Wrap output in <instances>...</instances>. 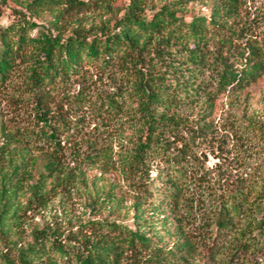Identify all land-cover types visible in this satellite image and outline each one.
<instances>
[{
	"label": "rangeland",
	"instance_id": "374dc122",
	"mask_svg": "<svg viewBox=\"0 0 264 264\" xmlns=\"http://www.w3.org/2000/svg\"><path fill=\"white\" fill-rule=\"evenodd\" d=\"M27 1L6 0L0 6V23H10L20 11L43 29L46 18L51 16L33 17ZM151 1L161 6L171 0H150L148 5ZM211 2H189L178 15L185 20H191L193 14L209 17L207 4ZM125 3L126 0H111L109 8L98 2L91 9L77 13L72 26L93 30L102 21L113 22L122 14L120 10ZM146 13L150 15L151 10L147 9ZM223 19L224 30L246 34L245 39H235L240 49L247 47L250 38L258 41L264 38V0H241L237 10ZM176 41L188 46L200 44L210 50L220 47V39L211 31L197 38L183 35ZM170 55L180 60L176 53ZM229 60L239 67L233 59ZM144 61V69L156 73L163 72L171 63L170 59L155 60L148 50ZM221 69L219 66L218 70ZM111 74L92 68L87 78L72 82V95L83 92V100L60 101L71 130L58 131L62 152L52 151L46 143L31 144L24 137L0 157V205L13 195V205L5 215L9 219L0 221V228L11 227L7 241L26 246L33 243L36 232L46 229L64 235L85 229L80 223L89 219L109 218L138 231L134 214L154 215L157 207L161 217L180 220L167 224L173 232L171 235L159 227L162 239L143 228L156 244L165 248L164 255L188 238L194 250L184 264H264V229L253 231V236L246 238L231 231L219 240L216 228L211 225L220 198L237 192L244 182L250 185L264 181V72L242 87H229L212 100L204 97L176 108L168 115L174 116V121L158 122L161 126L156 128V133H151L148 117L140 109L131 75L124 78L120 71ZM214 76L207 72L201 80L211 82ZM21 84L22 77L14 76L0 89V118L10 126H24L34 118L30 99H25L22 92L18 97ZM107 94L118 97V108L105 117L99 115L96 106ZM161 130L164 131L161 138L167 140V143L161 140L162 144L170 147L159 145L145 151L143 166L134 159L137 147L147 141V135L157 136ZM50 157L56 165L39 182L42 188L34 191L42 165ZM175 157L183 162L186 176L181 199L177 204H169L159 199L158 187L171 192L167 176L171 174ZM15 164L20 168L14 174ZM147 187L151 201L145 197ZM249 202L251 207L245 208L251 214L242 218L240 226L263 216L264 196L254 201L251 196ZM215 238L220 249L209 257L206 246ZM4 248L5 242L0 241V251ZM151 253L146 251L145 255Z\"/></svg>",
	"mask_w": 264,
	"mask_h": 264
},
{
	"label": "trees",
	"instance_id": "16d2710c",
	"mask_svg": "<svg viewBox=\"0 0 264 264\" xmlns=\"http://www.w3.org/2000/svg\"><path fill=\"white\" fill-rule=\"evenodd\" d=\"M94 1L28 0L26 6L33 17L51 16L46 18L43 29L38 28V22L33 18L20 11L10 23H0V89L10 83L14 76H21L18 97L24 94L25 99H30L34 110L33 120L24 126H10L1 116L0 157L24 137L31 144L46 143L52 151L62 152L58 131L71 130L68 118L63 115V106L59 103L71 99L75 103H78L76 99L83 100V92L72 95V82L87 78L92 68H98L100 73L109 76H113L111 73L114 71H120L124 78L131 75L134 89L139 95L140 109L148 117L151 133H156V128L161 126L158 122L172 123L175 117L168 115L176 108L204 97L212 100L229 87H242L264 72V38L262 41L250 38L247 47L240 49L235 39H245L246 34L221 28L223 18L231 16L241 0H211L207 4L209 17L193 14L191 20L179 16L178 11H184L183 7L189 2L198 0H171L161 6L154 1L148 5L150 0H126L120 10L122 14L116 16L113 22L110 19L102 21L93 30L73 27L75 15L91 9L96 3L111 7V0ZM3 3L6 0H0V6ZM147 9L151 10L150 15L146 13ZM210 31L220 39V47L215 50L200 44H177L176 39L183 35L197 38ZM147 50L155 60L170 59L171 63L163 72L145 70L144 55ZM171 53L180 56V60L171 58ZM229 58L239 67L232 64ZM219 66H222L221 70H218ZM207 72L215 75L211 82L201 80ZM96 107L99 115L106 117L118 108V97L115 94L104 95ZM163 133L161 130L157 136L147 135V141L140 143L134 154L138 163L146 165L142 157L145 151L159 145L169 149L170 145L161 142L165 140L161 138ZM173 159L171 174L167 176L171 192L166 193V189L158 187L159 199L169 204H177L181 199L186 176L183 162L177 157ZM55 165L51 157L43 163L34 191L42 188L39 182ZM19 168L20 165L15 164L13 173ZM148 187L145 197L151 201L150 194L147 196ZM251 196L253 201L264 196V181L250 185L244 182L237 192L220 198L211 224L216 228L219 240L231 231H237V237L246 238L253 236V231L261 232L264 229V210L259 220L253 219L246 226L239 224L242 218L251 214L245 208L251 207ZM12 205L13 195L1 202V222L9 219L5 215ZM153 213L134 214L138 231L109 218L89 219L80 223L85 229L71 230L64 235L46 229L36 232L33 243L26 246L7 241L11 227L2 226L0 241L5 242V248L0 251V264H184L194 250L188 238L164 255L162 251L165 248L156 244L147 231H143L147 227L158 239H162L159 227L165 230L166 235H171L173 232L167 224L180 220L161 217L157 207ZM205 222L208 225L209 220ZM210 240L206 250L207 255L212 257L219 251L220 243L216 238ZM150 250L152 253L145 255Z\"/></svg>",
	"mask_w": 264,
	"mask_h": 264
}]
</instances>
